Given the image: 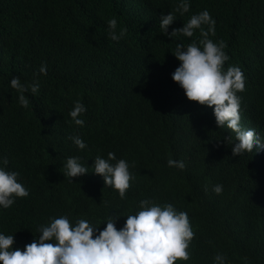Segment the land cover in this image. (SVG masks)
I'll return each instance as SVG.
<instances>
[{
    "label": "trees",
    "instance_id": "obj_1",
    "mask_svg": "<svg viewBox=\"0 0 264 264\" xmlns=\"http://www.w3.org/2000/svg\"><path fill=\"white\" fill-rule=\"evenodd\" d=\"M177 3L0 0V155L30 191L0 209V231L16 232V247L31 243L49 217L99 224L113 209L132 214L139 200L154 198L189 215L191 257L177 264H213L218 249L228 264H264V151L234 155L222 140L235 137L234 130L217 128L213 109L189 100L172 79L180 63L172 53L176 43L200 39L199 30L191 38L161 33L160 14ZM204 9L216 20L210 38L227 43L225 66L239 65L247 77L237 93L242 123L264 138V0H191L190 12L176 13L169 32ZM113 17L118 30L127 29L119 41L108 34ZM42 64L47 75L40 74ZM13 76L39 82L37 94L25 93L28 108L10 87ZM77 100L87 108L83 127L70 122ZM71 136L87 148L78 149ZM110 151L135 164L127 200L90 167ZM69 156L89 165L71 182L63 174ZM169 158L186 168L168 167ZM217 182L224 185L219 193L212 190Z\"/></svg>",
    "mask_w": 264,
    "mask_h": 264
},
{
    "label": "clouds",
    "instance_id": "obj_2",
    "mask_svg": "<svg viewBox=\"0 0 264 264\" xmlns=\"http://www.w3.org/2000/svg\"><path fill=\"white\" fill-rule=\"evenodd\" d=\"M190 10L191 0H178L173 11L160 14V29L164 35L191 38L197 30L200 33L198 41L176 43L172 53L180 63L172 73V79L189 100L213 109L217 128L234 130L235 137L227 135L222 139L231 145L234 155L253 149L255 152L264 151V138L254 126L245 127L242 123V97L237 93L246 89L247 77L239 65L225 66L230 60L225 51L227 43L210 38L216 35V20L209 10L193 13L182 27L169 32V27L177 20L176 13L183 16ZM107 25L113 41H119L127 33L126 28L118 30L115 17L109 19ZM40 74L47 75L46 64L41 65ZM9 83L18 92V103L22 108H28L30 103L25 93L35 95L40 89L38 81L22 83L19 76H13ZM86 111L84 103L75 101L69 113L70 122L83 127L82 114ZM69 139L78 149L87 148L82 137L71 136ZM8 165V157L0 155V209H8L17 198L30 195L19 179L20 172ZM167 165L180 170L186 168L183 160L172 158L168 159ZM63 167V174L70 182L89 172V165L82 162L80 156L67 157ZM90 167L94 174L102 177L104 186L118 191L121 200H127V192L136 179L131 171L134 162L118 158L110 151L107 157L97 155ZM223 188V183L217 182L212 190L219 193ZM113 210L116 211H111L99 224L90 219H70L68 215L49 217L47 223L39 225V234L22 248L15 246L16 232L0 231V264H177L190 259L188 249L195 233L187 211L154 198L139 200L132 214L122 215L117 209ZM121 216L126 219L123 226L117 228ZM102 224L105 225L103 228ZM213 264H228L227 253L216 250Z\"/></svg>",
    "mask_w": 264,
    "mask_h": 264
}]
</instances>
